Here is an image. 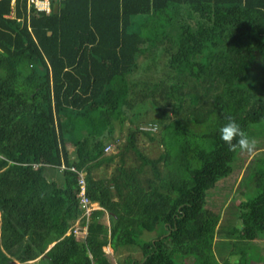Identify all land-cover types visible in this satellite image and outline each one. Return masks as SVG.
<instances>
[{"label": "trees", "instance_id": "trees-1", "mask_svg": "<svg viewBox=\"0 0 264 264\" xmlns=\"http://www.w3.org/2000/svg\"><path fill=\"white\" fill-rule=\"evenodd\" d=\"M150 109L158 158L137 142ZM228 116L264 147V0H0V264L264 259V152L230 151Z\"/></svg>", "mask_w": 264, "mask_h": 264}, {"label": "rangeland", "instance_id": "rangeland-1", "mask_svg": "<svg viewBox=\"0 0 264 264\" xmlns=\"http://www.w3.org/2000/svg\"><path fill=\"white\" fill-rule=\"evenodd\" d=\"M158 113L156 111H154L153 109L149 110L147 112L146 115H144L145 118L142 119V122L140 123V129L143 131H149L151 132L152 136H155V139H150L148 136L142 134V133H138V146L141 149V151L146 154L147 156L151 157V158H158L160 156V154L164 151V147L163 145L160 143V135H159V131H160V126H158L157 128H155V126H150L148 125V123L151 122H147L149 119L157 117ZM129 126H131L130 122L127 120L123 125H120L119 123H116L115 126V130H114V136L115 138H117L118 140H112L109 142V146L110 148L108 150L104 149L106 154H118V151L120 150L121 147L124 146L126 140H127V135L129 133ZM261 152H264V147L259 148L258 150L255 151V153L260 154ZM251 157H248L244 160V166L248 165L250 162ZM121 164L120 163V159L119 156H115V159L112 163H110L109 165H102L100 166L98 169H96L94 171V174L96 177H108L111 176L115 171H116V167ZM134 164V160H133V156H127L126 157V166H130ZM246 172V169L244 167H242L241 169L238 168V175L236 176V180L233 181L231 183H233V186L231 187L233 190L232 193H234L235 191H238L237 189H239V183H240V179L242 177V175ZM52 177L56 178L57 180H62V173L58 170H54L52 171ZM60 174V175H59ZM61 183V182H60ZM230 183V184H231ZM96 206L99 207V204L97 202H95ZM80 220V218H78L76 220V222L74 223V225H81L83 226L80 222L78 223V221ZM106 222L107 224H109L110 222V218L107 214L106 216ZM70 233V231H68V234ZM83 238L82 236H79ZM105 251L109 254H113L112 248L111 246H106L104 247ZM264 252V251H263ZM112 257V256H111ZM115 257V255H114ZM112 260L115 261V258L112 257ZM13 264H20L19 262H14ZM252 264H264V259L262 257V254L259 255V260L257 262H252Z\"/></svg>", "mask_w": 264, "mask_h": 264}, {"label": "clouds", "instance_id": "clouds-1", "mask_svg": "<svg viewBox=\"0 0 264 264\" xmlns=\"http://www.w3.org/2000/svg\"><path fill=\"white\" fill-rule=\"evenodd\" d=\"M220 138L228 145L229 150L252 154L256 148L255 138L250 137L232 116L219 128Z\"/></svg>", "mask_w": 264, "mask_h": 264}, {"label": "built area", "instance_id": "built-area-1", "mask_svg": "<svg viewBox=\"0 0 264 264\" xmlns=\"http://www.w3.org/2000/svg\"><path fill=\"white\" fill-rule=\"evenodd\" d=\"M14 2V0H13ZM50 2L51 0H27L28 6L29 8L31 7H35L38 10H46L49 11L50 10ZM110 148L109 145H107L105 147L106 150H108ZM65 166H62V169H64ZM73 170H75L74 167H71ZM79 183H80V204L81 207L83 208V215L82 217H87V219L90 217L92 211L96 208H100L97 207L95 204V202H91L89 200V198L86 196V189H85V180H84V174L80 173V179H79ZM80 222V220L78 221V223ZM72 231L76 234V235H81V236H85L87 234V225L84 224L83 226L80 225H76L74 226V228L72 229Z\"/></svg>", "mask_w": 264, "mask_h": 264}]
</instances>
